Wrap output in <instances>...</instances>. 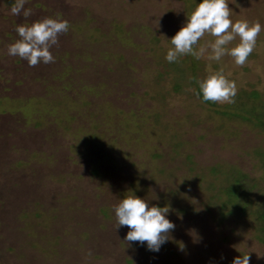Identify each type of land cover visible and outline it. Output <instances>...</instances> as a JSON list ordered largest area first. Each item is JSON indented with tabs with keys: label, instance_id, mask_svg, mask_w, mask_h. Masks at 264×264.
<instances>
[{
	"label": "rangeland",
	"instance_id": "1",
	"mask_svg": "<svg viewBox=\"0 0 264 264\" xmlns=\"http://www.w3.org/2000/svg\"><path fill=\"white\" fill-rule=\"evenodd\" d=\"M199 2L27 0L24 18L0 0V264H232L244 253L264 264L253 216L223 204L234 171L253 184L251 205L260 195L264 129L250 119L264 116V30L243 67L230 56L170 63V39ZM229 8L264 29V0ZM57 13L70 27L54 63L8 54L17 25ZM221 68L233 104L196 94ZM128 191L170 207L176 227L159 252L116 229Z\"/></svg>",
	"mask_w": 264,
	"mask_h": 264
},
{
	"label": "clouds",
	"instance_id": "2",
	"mask_svg": "<svg viewBox=\"0 0 264 264\" xmlns=\"http://www.w3.org/2000/svg\"><path fill=\"white\" fill-rule=\"evenodd\" d=\"M26 3L27 0H14L11 14H22L24 18H28L32 12L31 9H25ZM231 14L229 0H200L194 10L187 14L186 23L170 39L172 47L167 51L166 60L172 63L182 56L191 55L198 60L206 58L220 62L223 57L230 56L237 66L243 67L264 29L258 20L233 21ZM69 27V22L61 19L58 13L54 17H44L31 24H19L15 27L19 38L8 45V54L26 60L29 67H35L41 62L54 63L55 57L50 49L58 45V37L67 34ZM206 35L214 39L200 44ZM234 41L237 42L233 45ZM230 45L232 46L229 47ZM197 84L204 101L235 103L237 84L225 75L223 68L209 71L203 79L197 80ZM196 94L199 96L200 93ZM113 207L116 229L121 226L129 229L126 242L146 244L148 250L159 252L161 246L171 239L170 234L176 225L167 218L170 211L168 205L149 206L147 200L136 196L133 191H128ZM180 248L183 250V244ZM232 264H250L249 253L235 257Z\"/></svg>",
	"mask_w": 264,
	"mask_h": 264
},
{
	"label": "trees",
	"instance_id": "3",
	"mask_svg": "<svg viewBox=\"0 0 264 264\" xmlns=\"http://www.w3.org/2000/svg\"><path fill=\"white\" fill-rule=\"evenodd\" d=\"M199 93L200 97H202L203 99V94L201 92ZM243 94L245 95V97H247L246 99H252L257 96L256 92H254L253 90L249 91L248 93L243 92ZM248 114L249 116H251L252 111H248ZM243 118L248 119L249 117L245 116ZM250 120L254 122V124L264 129V116H253V118H251ZM260 155L262 158L261 166L263 168V181L261 184L258 200H256L254 204L251 205L250 199H247L246 197L247 191L253 184L251 183L249 185H245V175L239 171H234V173L229 174V184L225 185V199L223 204L229 207L228 211L233 212L237 215L246 213L251 214L255 220L256 234L254 235V238L256 241L264 243V152Z\"/></svg>",
	"mask_w": 264,
	"mask_h": 264
}]
</instances>
